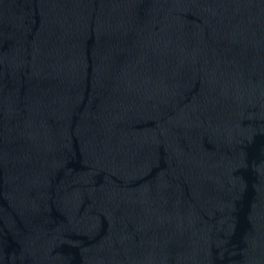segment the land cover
<instances>
[{
  "label": "water",
  "instance_id": "water-1",
  "mask_svg": "<svg viewBox=\"0 0 264 264\" xmlns=\"http://www.w3.org/2000/svg\"><path fill=\"white\" fill-rule=\"evenodd\" d=\"M0 264H264V0H0Z\"/></svg>",
  "mask_w": 264,
  "mask_h": 264
}]
</instances>
